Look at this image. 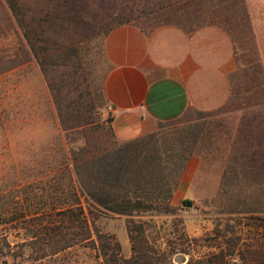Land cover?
I'll list each match as a JSON object with an SVG mask.
<instances>
[{
	"label": "rangeland",
	"instance_id": "1",
	"mask_svg": "<svg viewBox=\"0 0 264 264\" xmlns=\"http://www.w3.org/2000/svg\"><path fill=\"white\" fill-rule=\"evenodd\" d=\"M243 6L244 0H0V264H104L91 242L54 252V230L35 218L42 200L74 198L65 153L80 162L84 179L94 181L89 170L104 166L106 182L156 205L128 216L96 210L80 196L95 244L99 232L129 257L133 220L161 262L233 249V264H264V35L257 42ZM214 21L242 41L227 102L119 141L102 89L108 30L170 23L189 31Z\"/></svg>",
	"mask_w": 264,
	"mask_h": 264
},
{
	"label": "crops",
	"instance_id": "2",
	"mask_svg": "<svg viewBox=\"0 0 264 264\" xmlns=\"http://www.w3.org/2000/svg\"><path fill=\"white\" fill-rule=\"evenodd\" d=\"M243 12L258 42L264 35V0H244ZM241 43L221 21L189 31L170 23L110 28L103 39L108 69L102 89L115 137L133 140L190 112L223 106Z\"/></svg>",
	"mask_w": 264,
	"mask_h": 264
},
{
	"label": "trees",
	"instance_id": "3",
	"mask_svg": "<svg viewBox=\"0 0 264 264\" xmlns=\"http://www.w3.org/2000/svg\"><path fill=\"white\" fill-rule=\"evenodd\" d=\"M66 160V161H65ZM65 167L71 171L69 177L72 180V191L74 198L70 201H41L44 205L42 211L35 213V218L40 220L41 226L45 229L54 230L56 237L53 240L52 250L57 252L80 242H91L93 248H96L103 259L104 264H181L173 263L172 260H164L161 262L160 252L149 242L145 235L141 223L129 220L127 224V233L131 242V255L129 257L121 256L119 252V244L110 241L109 238L97 232L98 242L92 239L89 221L85 215L84 208L80 202V196H83L96 210L105 209L115 213H121L128 216L135 215V212H142L156 208L153 200L145 198V196L137 195L135 190L124 187L120 189L115 185L106 182L104 179V166L99 169L89 171L94 174L90 179H84L82 170H80V162L74 158H69L68 154H64ZM91 159H85L84 165H90ZM58 172V170H56ZM114 173H117L115 170ZM108 175L111 177L112 173ZM118 181V177L111 178ZM172 185L168 190V198L172 195ZM186 203L190 202L185 200ZM169 209L170 205H166ZM49 210H48V209ZM37 214V215H36ZM49 219V220H48ZM47 220L48 223L42 224ZM48 232V231H46ZM53 238V237H52ZM233 254V249L219 250L199 258H189L184 264H233L229 256ZM163 257H165L163 255Z\"/></svg>",
	"mask_w": 264,
	"mask_h": 264
},
{
	"label": "water",
	"instance_id": "4",
	"mask_svg": "<svg viewBox=\"0 0 264 264\" xmlns=\"http://www.w3.org/2000/svg\"><path fill=\"white\" fill-rule=\"evenodd\" d=\"M181 259H182V258L180 257V259H179L178 261H181Z\"/></svg>",
	"mask_w": 264,
	"mask_h": 264
},
{
	"label": "built area",
	"instance_id": "5",
	"mask_svg": "<svg viewBox=\"0 0 264 264\" xmlns=\"http://www.w3.org/2000/svg\"><path fill=\"white\" fill-rule=\"evenodd\" d=\"M109 109H112L111 106H109Z\"/></svg>",
	"mask_w": 264,
	"mask_h": 264
}]
</instances>
